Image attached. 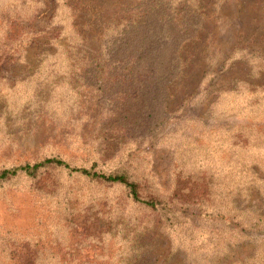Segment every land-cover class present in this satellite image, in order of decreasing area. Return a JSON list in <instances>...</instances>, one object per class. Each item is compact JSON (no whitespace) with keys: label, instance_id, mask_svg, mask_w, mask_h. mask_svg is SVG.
Segmentation results:
<instances>
[{"label":"rangeland","instance_id":"obj_1","mask_svg":"<svg viewBox=\"0 0 264 264\" xmlns=\"http://www.w3.org/2000/svg\"><path fill=\"white\" fill-rule=\"evenodd\" d=\"M151 1L40 0L30 11L28 0H0L25 38L0 65V169L59 157L125 171L143 198L172 203L177 223L121 185L48 168L0 184V264H264V227H249L264 218V0H179L172 23L151 16L144 43L164 37L172 50L180 35L177 70L151 107L115 108L84 71L104 29L133 24ZM30 29L47 34L31 48ZM67 44L83 55L62 56ZM188 176L203 198L174 196Z\"/></svg>","mask_w":264,"mask_h":264},{"label":"trees","instance_id":"obj_2","mask_svg":"<svg viewBox=\"0 0 264 264\" xmlns=\"http://www.w3.org/2000/svg\"><path fill=\"white\" fill-rule=\"evenodd\" d=\"M28 2L32 5L30 11H37L41 5L40 0H28ZM176 3L179 5V0H168V2L167 0H152L148 4V8L144 9L143 15L140 14L139 18L133 21V24L128 26L127 24L112 23L104 29L105 36L103 38L105 37V42H103L104 46L102 45L101 53L89 61L90 67L84 71V75H91L90 77L95 80L96 89L101 92V97L109 99V103L113 104L115 108H134L135 104L136 106L140 104L142 108H148L152 104L159 102L161 92L165 96L164 90L166 89L167 80L168 78H172L177 70L176 60L179 51L178 41L180 35L178 37L176 35H170L173 27L169 29V32L161 29L162 34L166 33L173 39L176 38V46L174 49L169 50V48H165L164 37L161 38L160 45L155 44L153 47H149L144 43L147 34L142 33V30L147 28L148 20H150L151 16L155 15L167 18L172 23V20L169 18L171 17L170 14L172 11L171 5ZM189 5L188 10L195 4L192 1L190 3L187 1L184 4V6ZM202 9L201 3L196 8L194 15L190 16V26L196 28L204 18L205 13L202 12ZM183 11H186V9H183ZM10 14L7 11L0 12V65L8 61L17 60V57H14V55L18 51V47H21V43H17V46H13L12 44L18 42L20 39H25L21 38V32L18 30L20 26L19 19L17 18L19 17V12H13V19H10ZM131 30H136V32L133 34ZM28 34L29 37H27L28 39H26L24 45L30 46V48L38 43L37 38L39 35H47L43 30L36 32L33 29H30ZM60 35V33H56L55 39H58ZM133 38L137 40L135 43L133 42ZM67 49H74L76 51L74 55H83L81 52H77L78 49L76 46L67 44L63 48L62 56H64ZM41 55H46V51L42 52ZM103 59L106 60L103 61ZM102 65L107 66L102 67ZM105 72H108L107 78L112 79L110 84L101 81L99 77L96 78V75H102ZM48 168L61 169L67 173L78 174L92 181L121 185L126 190L132 202L146 208L153 210H157L158 208L163 211L165 222L169 224V227L177 223L175 211L171 209L172 203L163 204V200L143 198L140 192L141 187L139 182L132 179L125 171L104 173L96 170L94 166L88 168L78 167L59 157H48L37 162L24 163L16 167L0 169V184L12 180L19 175L34 180ZM196 180L191 179L189 176L185 180H182L177 189L179 193H175L174 196L178 198L180 194H183L181 197H184V193L190 188V194L197 196L206 195V190L202 191L199 187V182H196ZM249 227L262 230L264 227V218H258Z\"/></svg>","mask_w":264,"mask_h":264}]
</instances>
